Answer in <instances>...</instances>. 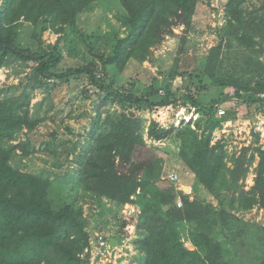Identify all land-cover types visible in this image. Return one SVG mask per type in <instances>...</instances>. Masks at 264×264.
<instances>
[{
  "label": "trees",
  "instance_id": "1",
  "mask_svg": "<svg viewBox=\"0 0 264 264\" xmlns=\"http://www.w3.org/2000/svg\"><path fill=\"white\" fill-rule=\"evenodd\" d=\"M97 1L0 0V69L12 68L16 74L30 69L21 92L19 86L0 85V264H86L80 255L90 234L81 206L66 201L54 209L48 174L18 167L35 152L29 150V138L18 141V136L41 122L30 112L26 90L50 91L52 81L76 84L82 76L103 95L87 132L76 184L96 203L117 201L121 190L128 191L124 202L137 210L129 225L135 250L143 256L140 264H264V225L243 217L253 209L264 212V137L253 133L255 146L237 156H228L221 142L211 144L212 133L236 119L235 109L219 117L217 107L231 101L236 108L246 105L254 110L255 117L249 115L253 122L264 114V0H227L218 43L208 50L198 74L188 72L196 80L195 93L189 87L172 91L178 75L174 65L168 79H154L140 94L116 89L117 75L131 59L146 55L177 20L183 32L192 27L198 0H118L123 33L110 35L109 51H96L97 33L94 42L84 40L100 64L89 60L63 68L61 41L68 32L76 33L78 16ZM250 1L256 4L248 6ZM24 28L30 30L27 46ZM44 32L57 36L53 44L44 43ZM228 88L232 96L225 94ZM177 106L198 118L169 128L151 120L145 127L142 114ZM146 140L176 147L178 162L194 180L193 195L174 182L121 181L109 168L115 153L140 155ZM250 169L253 185L246 189ZM198 188L209 200L199 198ZM234 240L237 248L231 245Z\"/></svg>",
  "mask_w": 264,
  "mask_h": 264
},
{
  "label": "rangeland",
  "instance_id": "2",
  "mask_svg": "<svg viewBox=\"0 0 264 264\" xmlns=\"http://www.w3.org/2000/svg\"><path fill=\"white\" fill-rule=\"evenodd\" d=\"M226 2L227 0H198V10L192 27L183 32L184 26L180 20H177V23L170 27L169 32L159 35L157 42L150 47L146 55L131 59L127 63L124 70L117 75L114 87L125 93L140 94L154 79H168L172 66L176 65L178 75L172 81V91H184L189 87L190 91L195 93L196 80H191L188 72L194 71L198 74L203 68L204 57L208 50L218 43V36L224 25ZM252 3L256 4L255 1H250L247 5L250 6ZM119 12L124 14L118 0H98L91 10L79 15L76 33L68 32L66 39L60 43L63 55L61 66L75 67L89 60H94L97 65L100 64L98 59L87 52L86 42H94L91 37L97 33L96 51L108 52L106 42L110 41V35L114 32L123 33V27L118 20L121 16ZM29 38L30 30L24 28L22 40L26 46L29 45L26 43L29 42ZM56 38L55 34L49 32H44L42 35L45 44H53ZM28 73H30L29 68L19 74H16L12 68L0 69V85L19 86L18 92H21ZM106 74L110 76L109 71ZM19 83H22L21 87ZM49 85H53L50 91L26 90L29 95L30 112L35 113L41 122L32 132L27 134L23 131L18 136V141L29 138L31 144L29 150H35L28 159L19 162L18 167L29 172L48 174L52 181V190L50 188L48 191L52 207L58 209L66 201L81 206L88 223L90 241L93 240L95 233H102L110 245L114 244V241L121 240L122 256L117 258L116 262L136 264L133 259L136 252L133 241L136 237L134 228L129 225L131 206L124 202L128 191L121 190L117 201L103 199L101 203H96L91 197L82 193L75 180L85 151L87 132L103 94L88 85L84 76L80 77L76 84L52 81ZM83 92H87V97L83 96ZM225 94L232 96L233 89H226ZM223 107L226 112L236 109V119L251 121L252 125L264 119V114L258 115L253 122L251 120V117H255L253 108L248 109L246 105H239L236 108L234 101L224 104ZM116 108L114 105L110 110ZM188 115L184 109L177 106L160 110L153 115L142 114V117L145 119V127L153 120L158 125L162 124L169 128L171 125L176 127L178 123L184 121L183 117ZM263 137L264 134H261V138ZM254 146L253 142L251 147ZM175 152L176 147L168 141L146 140V146L140 155L123 151L115 153L110 159L109 168L121 181L125 178H130L134 182L158 180L160 186L172 185L169 176L175 173L178 175V182L173 185L182 192L183 187L185 189L190 187L192 192L187 189L183 193L193 195L194 183L191 174L178 162ZM252 169L246 180V189L253 185ZM196 193L200 199L209 200L207 194L200 188ZM148 196L150 199V195ZM133 198L135 199L134 196L131 197ZM243 217L247 221L264 225V212L261 210L253 209ZM231 245L237 248L238 240H234ZM141 260L137 258L138 264Z\"/></svg>",
  "mask_w": 264,
  "mask_h": 264
},
{
  "label": "built area",
  "instance_id": "3",
  "mask_svg": "<svg viewBox=\"0 0 264 264\" xmlns=\"http://www.w3.org/2000/svg\"><path fill=\"white\" fill-rule=\"evenodd\" d=\"M160 94H162V92H160ZM167 109L168 107H164L159 109L157 112ZM157 112H155L154 114H156ZM225 113L226 110L223 106L217 107V116H224ZM188 114V117H183L184 122H189L188 120L190 119H193L195 121L198 118L197 113H195L194 111H191ZM159 126L163 127L162 124ZM230 132H232V135H230ZM255 132H258L260 134V138L261 134H264V119L254 125L243 119H235L234 121H228L224 123L221 129L215 130L212 133L211 144H214L215 142H221L224 144V150L228 156H237L243 148L250 147L252 145L253 133ZM230 137L231 139H229ZM169 180L170 182L177 183L178 175L175 173H171V175L169 176ZM130 206L131 212H137L133 205ZM176 206H181V201L179 199L176 201ZM126 207L128 206L126 205ZM133 208L135 209L134 211ZM131 212L130 215L133 214ZM121 247L122 244L110 245L102 233H95L93 240L90 241L89 239L88 246L85 248L80 257L86 261V264H118L116 262V259L122 256Z\"/></svg>",
  "mask_w": 264,
  "mask_h": 264
},
{
  "label": "crops",
  "instance_id": "4",
  "mask_svg": "<svg viewBox=\"0 0 264 264\" xmlns=\"http://www.w3.org/2000/svg\"><path fill=\"white\" fill-rule=\"evenodd\" d=\"M190 174V173H189ZM192 178V177H191ZM192 182L194 183V180H193V178H192ZM189 191H190V187L189 188H187ZM187 189H186V191H187ZM182 190H183V192H184V189L182 188ZM190 192H192V191H190ZM185 193V192H184ZM191 194V193H190ZM135 237H136V235H135ZM136 241V238L134 239V241H133V243ZM121 240H117V241H114V244H112V245H120L121 243ZM142 255L141 254H139V253H136L135 252V255H134V257H133V259H134V261L136 262V264H137V258H141L142 259Z\"/></svg>",
  "mask_w": 264,
  "mask_h": 264
},
{
  "label": "water",
  "instance_id": "5",
  "mask_svg": "<svg viewBox=\"0 0 264 264\" xmlns=\"http://www.w3.org/2000/svg\"><path fill=\"white\" fill-rule=\"evenodd\" d=\"M183 189L186 191L187 188L185 189V187H183Z\"/></svg>",
  "mask_w": 264,
  "mask_h": 264
}]
</instances>
